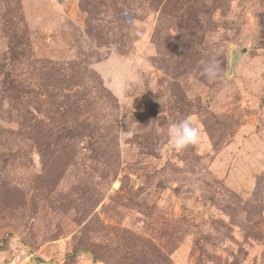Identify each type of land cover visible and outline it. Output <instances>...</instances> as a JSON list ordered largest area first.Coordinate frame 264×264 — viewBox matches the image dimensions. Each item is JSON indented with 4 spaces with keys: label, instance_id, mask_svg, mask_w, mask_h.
I'll list each match as a JSON object with an SVG mask.
<instances>
[{
    "label": "rangeland",
    "instance_id": "1",
    "mask_svg": "<svg viewBox=\"0 0 264 264\" xmlns=\"http://www.w3.org/2000/svg\"><path fill=\"white\" fill-rule=\"evenodd\" d=\"M0 264H264V0H0Z\"/></svg>",
    "mask_w": 264,
    "mask_h": 264
},
{
    "label": "clouds",
    "instance_id": "2",
    "mask_svg": "<svg viewBox=\"0 0 264 264\" xmlns=\"http://www.w3.org/2000/svg\"><path fill=\"white\" fill-rule=\"evenodd\" d=\"M201 72L208 81L214 82L222 78L223 68L217 58L210 57L202 62ZM201 136V129L191 116L172 122L167 129L169 145L178 152L199 144Z\"/></svg>",
    "mask_w": 264,
    "mask_h": 264
},
{
    "label": "trees",
    "instance_id": "3",
    "mask_svg": "<svg viewBox=\"0 0 264 264\" xmlns=\"http://www.w3.org/2000/svg\"><path fill=\"white\" fill-rule=\"evenodd\" d=\"M38 261H39V262H43V259L38 258Z\"/></svg>",
    "mask_w": 264,
    "mask_h": 264
}]
</instances>
